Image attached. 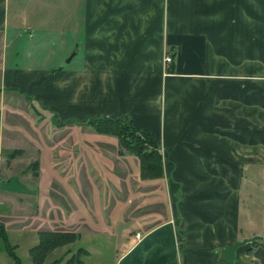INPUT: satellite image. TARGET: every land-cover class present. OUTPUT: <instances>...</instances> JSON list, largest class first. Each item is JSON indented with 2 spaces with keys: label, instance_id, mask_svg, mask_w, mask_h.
<instances>
[{
  "label": "crops",
  "instance_id": "crops-1",
  "mask_svg": "<svg viewBox=\"0 0 264 264\" xmlns=\"http://www.w3.org/2000/svg\"><path fill=\"white\" fill-rule=\"evenodd\" d=\"M69 40L83 73L43 69ZM21 94L56 126L126 118L152 136L162 174L148 181L169 212L141 218L139 240L111 236L114 264H226L221 249L264 238L249 212V170L264 172V0H0V150L24 140L26 117L8 110ZM249 249L234 264H259Z\"/></svg>",
  "mask_w": 264,
  "mask_h": 264
},
{
  "label": "rangeland",
  "instance_id": "rangeland-1",
  "mask_svg": "<svg viewBox=\"0 0 264 264\" xmlns=\"http://www.w3.org/2000/svg\"><path fill=\"white\" fill-rule=\"evenodd\" d=\"M73 48V42L66 41L43 69L60 66L64 72L82 74L80 51L65 63ZM37 54L32 59H41L44 52ZM262 59L256 58L258 66L263 64ZM21 95L24 99H10L13 106L8 105V110L16 109L26 117L15 122L24 140L19 145L13 143L14 148L0 150V223L9 248L19 264H32L29 250L36 246L38 232L49 226L46 219L54 223L60 219L55 229L72 231L78 238L51 251L42 264H64L78 249L87 252L76 256L81 264H114L117 240L111 236L128 237L142 231L139 221L150 215L154 217L145 221L146 227L166 221L169 206L164 187L141 181L138 160L125 151L118 155L114 137L96 134L85 121L56 126L49 113L55 111H42L32 105L37 102L33 96ZM262 169L254 166L249 170L255 179L249 189V212L252 225L259 228L264 215ZM102 229L107 235L98 232ZM0 264H14L1 243Z\"/></svg>",
  "mask_w": 264,
  "mask_h": 264
},
{
  "label": "trees",
  "instance_id": "trees-1",
  "mask_svg": "<svg viewBox=\"0 0 264 264\" xmlns=\"http://www.w3.org/2000/svg\"><path fill=\"white\" fill-rule=\"evenodd\" d=\"M166 72L169 74L173 73L172 61L166 67ZM85 122L86 125L91 126L96 134L114 137L119 147L118 155H121V151H125L138 160V175L140 179L152 180L161 177L160 153L150 134L132 127L126 118L89 119ZM77 238L78 235L72 232H38L37 244L29 250L31 263L42 264L51 251L69 245L77 240ZM0 243L14 264H19L18 259L12 253V249L8 246L2 223H0ZM245 246H249V252L255 258H258L261 264H264V239L258 238ZM79 253L86 255L84 250L78 249L74 254L75 256L67 260L64 264H81L76 258ZM57 263L58 261H53L50 264Z\"/></svg>",
  "mask_w": 264,
  "mask_h": 264
},
{
  "label": "water",
  "instance_id": "water-1",
  "mask_svg": "<svg viewBox=\"0 0 264 264\" xmlns=\"http://www.w3.org/2000/svg\"><path fill=\"white\" fill-rule=\"evenodd\" d=\"M73 56H74V53L70 54L69 57L65 60V63H68ZM258 238H260V237L254 236L251 238L242 239L239 242H235L232 245H229V246L221 249L219 251V256H218L219 259L226 264H234L235 251L238 248L245 246L246 244H250L251 242L255 241ZM261 239H264V238L261 237Z\"/></svg>",
  "mask_w": 264,
  "mask_h": 264
},
{
  "label": "built area",
  "instance_id": "built-area-1",
  "mask_svg": "<svg viewBox=\"0 0 264 264\" xmlns=\"http://www.w3.org/2000/svg\"><path fill=\"white\" fill-rule=\"evenodd\" d=\"M162 62H163L164 65H166V64H170V63H171V57H170L169 55H165V56L163 57V59H162ZM134 239L139 240V239H140L139 234H135V235H134Z\"/></svg>",
  "mask_w": 264,
  "mask_h": 264
}]
</instances>
